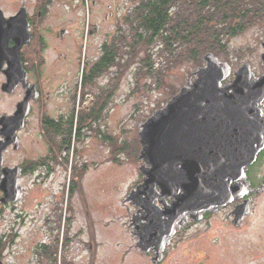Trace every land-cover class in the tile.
Instances as JSON below:
<instances>
[{
  "label": "flooded vegetation",
  "instance_id": "af4514ba",
  "mask_svg": "<svg viewBox=\"0 0 264 264\" xmlns=\"http://www.w3.org/2000/svg\"><path fill=\"white\" fill-rule=\"evenodd\" d=\"M3 1H6L5 5H3ZM115 1L0 0V23H2L0 28L4 34L8 28L7 23L12 22L14 25V18L23 13L27 31L31 36L30 42L21 48L20 55L23 69L26 72V82L30 87L35 86L38 97L36 100L30 99L31 110L25 119L22 130L28 125L34 106L39 103L46 107L47 104L49 105L55 100L56 113H58L54 116L52 113L44 112L40 117L41 122L38 123L39 127H43L44 137H47L48 147H46L45 154L39 158L23 159L22 162L15 165L11 163L7 156L8 154L14 155V144L4 146L7 138L4 136L2 118L14 116L18 104L26 96V89L20 84L15 91L13 88L11 93L2 90L7 81L6 73L9 63L7 59H0V101L2 102L3 98L9 100L11 107V111L0 114V148L3 149L0 166V264H97L98 262L97 226L87 209L75 206L74 202L64 204L56 196H53V200H51L49 191L40 184L45 182L57 168L62 166L66 168L70 142L61 131L68 127L75 112L77 111L79 143L84 137L92 139V131H95V126L99 123L94 115H92L90 124V119L84 123L82 121L85 115L93 111L99 96L104 101L107 100L109 95L104 90L98 88L95 100L84 109L82 108L83 110L79 107L76 108V105L77 102L78 105L84 102L89 87L95 85L97 79L107 75L111 68L96 76L91 83L87 82L85 86H83V81L78 87L74 80L76 69L80 63L86 62L91 70L98 65L99 60L112 55L114 38L113 33L108 29L105 28L103 32L106 35L103 36L99 53L90 60L87 55L85 57L86 48L90 47L93 50L96 44L91 40L88 46L83 44V35L85 34L89 39L92 36L97 38L98 32L100 29H102L101 32L103 31L104 25L110 24L111 26L113 24L115 9L120 8V5L116 7ZM120 1L123 2L121 8H124L130 0ZM7 35H9L7 48H14V30H11ZM105 46L110 50L108 48L106 51ZM262 47L264 49V44ZM260 58L259 66L247 63L257 79L264 76V50L261 52ZM49 64L54 67L53 74L45 72L46 68L44 67ZM244 64L246 63H242L241 66ZM59 69H61V73L55 71ZM45 88H53L54 93L52 94L50 90L45 92ZM20 90L23 91V97L14 106V92ZM259 108L264 118V98L259 102ZM80 125L86 126L85 129H83L84 127L81 129ZM21 131L17 133L19 144L21 143ZM84 131H88L91 136L88 137L83 133ZM109 140L106 139V142ZM15 168L21 169L18 186L22 188V195L17 202L7 200V196L1 188L3 181L8 176L13 179ZM243 174L244 179L241 176L231 180L228 184L230 191L233 188H240V194H238L241 195L240 198H233L213 213L205 212L199 220L188 216L187 220L178 221L177 226L183 224L178 229L173 228L167 231L170 234L169 242L164 244L163 248L159 244H145L142 249L137 247L138 230L132 222L139 209L133 205V202L123 203L130 191L142 182V175L138 169V180L121 201L125 218L124 235L127 238L126 242L131 244L126 245L127 247L125 251H122L119 260L121 261L125 253L132 249L143 264H205L203 262L205 257L196 258V253L207 254L205 251H199L200 244L195 243L197 236L203 240L204 238L209 239L215 232L221 230L226 233L240 231L246 225L249 216L255 212L257 199L264 195V148L257 153L252 164L243 169ZM26 176L32 178L34 182L32 186L36 189L32 194L37 195L30 197L29 200L26 199L24 187L21 185V181ZM69 191V194L73 192ZM246 203L249 212L243 216L237 215L240 206ZM170 204L171 199L165 197H157L153 203L155 206L153 208L162 214L163 221L167 219L163 216L164 210ZM83 210H85V215L82 213ZM216 218H220V220ZM145 223L146 221L142 220L138 226H143ZM179 248L182 250L179 251Z\"/></svg>",
  "mask_w": 264,
  "mask_h": 264
},
{
  "label": "water",
  "instance_id": "95a60500",
  "mask_svg": "<svg viewBox=\"0 0 264 264\" xmlns=\"http://www.w3.org/2000/svg\"><path fill=\"white\" fill-rule=\"evenodd\" d=\"M7 24L5 34L0 28V59L9 63L2 90L11 93L20 84L26 89L14 116L2 118L7 138L4 146L14 144L16 150L17 133L24 128L31 110L30 99L36 100L38 93L26 82L20 55L31 39L25 15L15 17L14 25ZM11 30L14 48H7V33ZM229 78L232 79L226 83ZM263 98L264 76L255 78L249 64L232 71L227 62L208 53L185 85L161 109L136 125L142 182L123 203L133 202L139 209L132 221L138 230V248L144 249L145 244L163 248L169 242L167 231L183 224L177 226L178 221L188 216L199 220L205 212L213 213L233 198H240V188L230 191L228 184L241 176L244 179L243 169L264 148V118L259 108ZM13 173V179L8 176L1 188L7 200L17 202L22 195L18 186L21 169L15 168ZM157 197L171 199L163 213L167 217L164 221L153 208ZM247 205L240 206L237 215H246ZM142 220L146 223L138 226Z\"/></svg>",
  "mask_w": 264,
  "mask_h": 264
},
{
  "label": "rangeland",
  "instance_id": "374dc122",
  "mask_svg": "<svg viewBox=\"0 0 264 264\" xmlns=\"http://www.w3.org/2000/svg\"><path fill=\"white\" fill-rule=\"evenodd\" d=\"M5 4L6 1H3V5ZM115 5L116 7L120 5V8L115 9V18L111 26L104 25L103 31L101 32L102 29H100L97 38L92 36L89 39L85 34L83 35V44L88 46L90 40L96 44L93 50L90 47L86 48L85 57L87 55L89 60L92 57L94 59L99 53L103 36L106 35L103 33L105 28L113 33L115 41L119 33L118 25L121 24L122 27L126 13L132 8V0L128 1L124 8H121L123 2L120 0H116ZM127 29V25H123V30ZM262 44H264V22L232 38L229 42L228 54L219 56V60L227 62L232 71L241 67L242 63L259 66L260 54L264 50ZM157 51L158 47H155L154 68L163 70L159 78L151 79L146 72L135 77L134 65L131 66L132 68L119 67L121 70L110 69L107 75L97 79L95 85L89 87L84 102L79 105L77 102L76 108L83 110L90 105L95 100L98 88L109 95L107 102L100 97L96 99L98 104H104V109L99 123L95 126V131H92V139L84 137L79 143L76 111L73 117V134L69 139L66 135L70 142L66 168L63 166L57 168L45 182L40 184L49 191L51 200L53 196H56L64 204L74 202L75 206L87 209L97 226L99 241L97 264H143L132 249L125 253L121 261L119 260L126 245L131 244L126 242L127 238L124 235L125 218L121 201L138 180V169L141 166L138 159L140 144L136 125L144 122L154 111L161 109L173 94L185 85L187 77L197 69L189 63L166 66V60L160 58ZM144 57L145 55L141 58ZM126 60V58L123 59V65H127ZM44 68H46V74L54 73L52 64ZM89 68L86 62L80 63L77 67L74 82L78 84V87L83 81V86L89 82L86 78ZM55 71L61 73V69ZM231 79H227L226 83ZM115 85L116 88H114ZM44 90L54 93L53 88ZM22 97L23 91L14 92V106ZM56 105L53 100L46 107L42 103L34 106L28 125L20 133L21 143L18 149L14 150V155L7 156L11 163L15 165L23 159L39 158L45 154L48 147L47 137H44L43 127H39L38 123L41 122L40 117L44 112L58 115ZM8 111H11L10 101L3 98L2 102L0 101V114ZM83 133L88 137L91 136L88 131ZM110 137H113L112 145L103 141L104 138L110 139ZM124 143L128 145L126 150H118L117 147H121ZM33 183L29 176L21 181L28 200L32 196H37L32 194L36 190L32 186ZM69 190L73 192L69 194ZM82 213L85 215V210ZM216 219L220 220V218ZM197 237L195 243L200 244L199 251H205L207 254L196 253V258L205 257L203 261L205 264H264V195L257 199L255 212L249 216L246 225L240 231L226 233L221 230L215 232L209 239L203 240ZM181 250L182 248H179V251Z\"/></svg>",
  "mask_w": 264,
  "mask_h": 264
},
{
  "label": "trees",
  "instance_id": "16d2710c",
  "mask_svg": "<svg viewBox=\"0 0 264 264\" xmlns=\"http://www.w3.org/2000/svg\"><path fill=\"white\" fill-rule=\"evenodd\" d=\"M263 22L264 0H132V8L123 21L128 29L124 31L123 25H118L112 55L99 60L86 78L91 83L109 68L121 70L119 67L135 65V77L146 72L155 80L163 71L154 68L155 47L160 58L166 60V66L189 63L199 67L206 54L212 53L218 59L226 56L232 38ZM108 48L105 46L106 51ZM124 58L127 65L122 64ZM103 106L96 103L82 122L90 119V124L92 115L100 120ZM73 127L72 117L68 127L59 131L69 139ZM112 140L110 137V145ZM127 146L124 143L117 149L125 151Z\"/></svg>",
  "mask_w": 264,
  "mask_h": 264
}]
</instances>
